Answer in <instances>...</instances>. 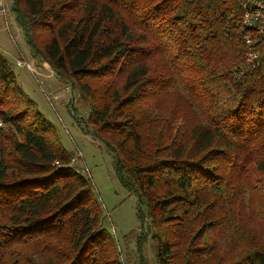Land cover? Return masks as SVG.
I'll return each instance as SVG.
<instances>
[{
	"label": "trees",
	"instance_id": "1",
	"mask_svg": "<svg viewBox=\"0 0 264 264\" xmlns=\"http://www.w3.org/2000/svg\"><path fill=\"white\" fill-rule=\"evenodd\" d=\"M12 1L145 207L157 264H264V66L247 63L240 4ZM0 124V264H125L90 178L1 51Z\"/></svg>",
	"mask_w": 264,
	"mask_h": 264
},
{
	"label": "rangeland",
	"instance_id": "2",
	"mask_svg": "<svg viewBox=\"0 0 264 264\" xmlns=\"http://www.w3.org/2000/svg\"><path fill=\"white\" fill-rule=\"evenodd\" d=\"M7 5V24L0 17V51L10 62L21 89L53 127L64 148L73 154V165L90 178L105 213V227L115 237L124 263L138 262L141 241L146 264H157L147 211L143 207V216H139L138 200L123 187L114 155L96 139L88 124L89 106L72 82L34 57L17 23L13 1L7 0ZM20 60L23 65H17Z\"/></svg>",
	"mask_w": 264,
	"mask_h": 264
},
{
	"label": "built area",
	"instance_id": "3",
	"mask_svg": "<svg viewBox=\"0 0 264 264\" xmlns=\"http://www.w3.org/2000/svg\"><path fill=\"white\" fill-rule=\"evenodd\" d=\"M232 1L239 3L242 9L241 36L248 48L247 63L252 67L264 66V0ZM8 11L7 0H0V17L5 18L6 24ZM17 65H23V61H18ZM27 66L32 70L30 63Z\"/></svg>",
	"mask_w": 264,
	"mask_h": 264
}]
</instances>
